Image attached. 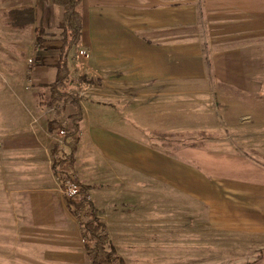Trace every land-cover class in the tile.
<instances>
[{
    "label": "crops",
    "instance_id": "crops-1",
    "mask_svg": "<svg viewBox=\"0 0 264 264\" xmlns=\"http://www.w3.org/2000/svg\"><path fill=\"white\" fill-rule=\"evenodd\" d=\"M20 6L34 8L36 27L53 33L35 47L32 30L27 44L33 64L22 70L35 94L55 78L61 11L47 0H21ZM79 10L72 90L80 97L83 116L74 173L90 185L89 197L111 241L117 247H138L145 231H163L170 241L174 232L188 231L191 200L199 205L205 201L208 180L227 190L236 205L260 211L256 204L264 200V171L256 160L204 147H182L175 153L160 137L206 130L199 121L208 118L209 104L233 103L243 97L240 89L253 86L254 71H264V0H81ZM3 46L0 38V71L5 75L0 85L12 87L15 82L7 78L12 55L3 52L7 43ZM79 49L89 56L78 55ZM202 55L212 56L211 63H204ZM255 56L262 57L261 69L255 67ZM85 75L93 81L84 82ZM34 94L1 101L42 112L38 127L25 117L19 122L7 117L3 130L10 137L8 149L41 162L44 158L31 153L53 142L47 132L51 114L39 108ZM259 118L264 120L263 113ZM50 172L54 174L52 168ZM44 196L52 200L49 193ZM128 204L132 209L126 211ZM51 206L30 214L57 217L52 221L64 226L67 204L64 210ZM43 219L34 223L56 225ZM119 252L123 256L121 248Z\"/></svg>",
    "mask_w": 264,
    "mask_h": 264
},
{
    "label": "rangeland",
    "instance_id": "rangeland-1",
    "mask_svg": "<svg viewBox=\"0 0 264 264\" xmlns=\"http://www.w3.org/2000/svg\"><path fill=\"white\" fill-rule=\"evenodd\" d=\"M20 5L21 0H0V38L4 46L7 43L3 52L7 50L9 58L12 55V60H8L12 72H7V78L15 82L12 87L0 85V264H87L86 242L76 230L78 220L71 212L63 218L61 223L65 225L60 227L57 226L58 221H52L57 217H32L30 214L32 209L45 210L50 204L52 210L60 206L66 209L67 198L62 193V183L49 168L53 159L50 154L53 142L46 149L31 153L33 157L44 158L41 162L28 161L29 155L8 149L6 145L10 138L3 130L7 117L18 122L25 117L36 126L42 122L39 117L42 112L30 111L27 105L16 103L12 106L1 101L6 96L16 99L17 95L24 98L27 94H34L24 80L22 68L33 64V59L26 53L32 30L35 40L36 24L25 22L16 13L29 8ZM212 58L202 55L204 63H211ZM254 58L255 67L261 69L262 57ZM196 59V56L192 57L195 62ZM3 76L0 71V81ZM209 76L207 73L206 78ZM253 79V86L240 89L243 97L235 102L208 105L205 112L208 118L199 121L201 124L205 122L206 130L191 128L160 138L172 145L175 153L182 147H204L206 151L221 149L226 153L251 157L264 171V125L258 126L264 124V120L259 118L262 113L264 116V86H257L259 81H264V71H254ZM17 83L22 86L18 87ZM36 92L37 100L39 93L42 98L48 94L47 88H38ZM18 107L19 112L16 110ZM190 109L193 110L192 107ZM256 111L260 116L252 115L251 112ZM45 112L50 115L51 109L47 108ZM72 175L79 182L78 175ZM225 191L221 190V185L218 188L216 183L208 180L204 190L205 201L199 205L191 200L189 230L174 232L175 238L171 241L162 236L165 234L163 231L143 232L144 241L139 242L138 247L123 244L117 247L118 242L113 239L111 242H114L123 264H264V200H257L256 205L260 209L257 212L236 205L232 195ZM47 193L52 200L44 196ZM158 202L163 204V201ZM129 208L132 206L128 204L123 209L128 211ZM40 218L47 222L51 220L56 227H41L34 223ZM120 248L124 251L123 256Z\"/></svg>",
    "mask_w": 264,
    "mask_h": 264
},
{
    "label": "trees",
    "instance_id": "trees-1",
    "mask_svg": "<svg viewBox=\"0 0 264 264\" xmlns=\"http://www.w3.org/2000/svg\"><path fill=\"white\" fill-rule=\"evenodd\" d=\"M57 5L61 11L58 29L60 47L55 63L56 74L53 81L42 84L47 88L46 98L39 93L38 104L42 108L51 109L47 119V132L53 138L50 154L51 168L61 183L74 173L75 152L79 140V122L83 116V108L79 95L72 90L75 82L73 54L79 41L81 30V0H47ZM16 13L27 23L34 22V8L17 10ZM17 16V17H19ZM53 34L42 27L35 28L34 46H40L47 35ZM84 82L92 79L83 76ZM38 95V94H37ZM70 108V111L67 110ZM45 109V110H46ZM64 134L59 137L58 131ZM58 140H61L59 143ZM78 192L67 198L66 204L70 212L78 220L79 233L85 240L84 248L87 264H123L109 237L105 223L98 216V209L89 197L90 185L77 181ZM91 243V245H90Z\"/></svg>",
    "mask_w": 264,
    "mask_h": 264
},
{
    "label": "built area",
    "instance_id": "built-area-1",
    "mask_svg": "<svg viewBox=\"0 0 264 264\" xmlns=\"http://www.w3.org/2000/svg\"><path fill=\"white\" fill-rule=\"evenodd\" d=\"M77 54L83 57L89 56L88 52L85 51L84 49H79L77 51ZM29 61L31 60L29 59ZM63 134H64L63 130L58 131L59 137L62 136ZM58 141L59 143H61V140H58ZM77 192H78L77 180L72 175L68 177L67 179H65L64 182L62 183V193L64 194L66 198H71V197H74L77 194Z\"/></svg>",
    "mask_w": 264,
    "mask_h": 264
}]
</instances>
